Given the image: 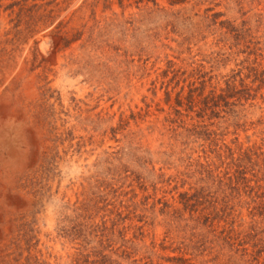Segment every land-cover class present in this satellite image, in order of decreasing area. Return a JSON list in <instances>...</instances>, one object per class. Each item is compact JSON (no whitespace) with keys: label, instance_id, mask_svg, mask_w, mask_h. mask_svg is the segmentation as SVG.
Listing matches in <instances>:
<instances>
[{"label":"rangeland","instance_id":"374dc122","mask_svg":"<svg viewBox=\"0 0 264 264\" xmlns=\"http://www.w3.org/2000/svg\"><path fill=\"white\" fill-rule=\"evenodd\" d=\"M264 264V0H0V264Z\"/></svg>","mask_w":264,"mask_h":264},{"label":"trees","instance_id":"16d2710c","mask_svg":"<svg viewBox=\"0 0 264 264\" xmlns=\"http://www.w3.org/2000/svg\"><path fill=\"white\" fill-rule=\"evenodd\" d=\"M261 264V263H260Z\"/></svg>","mask_w":264,"mask_h":264}]
</instances>
